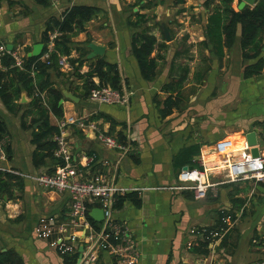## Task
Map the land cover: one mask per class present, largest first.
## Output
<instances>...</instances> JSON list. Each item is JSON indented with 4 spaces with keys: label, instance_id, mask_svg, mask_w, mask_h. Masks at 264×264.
Listing matches in <instances>:
<instances>
[{
    "label": "crops",
    "instance_id": "obj_1",
    "mask_svg": "<svg viewBox=\"0 0 264 264\" xmlns=\"http://www.w3.org/2000/svg\"><path fill=\"white\" fill-rule=\"evenodd\" d=\"M158 1L154 19H168L170 26L164 20L160 25L166 24L171 34L170 41L164 40L167 49L161 52L165 60L153 81L143 80L131 53L135 30L126 22L128 0H51L47 6L34 0H0V41L26 55L34 44L42 43L50 16L59 18L73 5L99 8L98 14L85 23V30L72 38L74 48H88L80 72H86L97 57L116 63L122 86L133 93L129 106L98 104L80 97V80L72 76L69 64L59 66L62 75L51 71V80L63 92L64 119L91 120L115 136L122 132L138 150L121 157L101 145L92 132L72 125L68 142L77 160L86 164L82 161L85 156L95 157V163L79 166V176L88 178L99 170L109 171L114 182L139 194V207L126 201L114 213L131 229L140 253L136 264H251L261 257L264 248V182H232L226 180V175L228 163L248 156L244 135L250 131L256 133L259 155L264 157V70L252 77L243 76L244 68L254 60L242 58L240 27L233 46L220 60L198 45L205 38L207 15L219 0H171L169 6ZM239 1L233 0V6ZM154 9H143L141 13L150 16ZM89 43L103 46V54L88 57ZM157 53L156 50L152 55ZM78 54L73 50L71 56ZM262 54L263 50L261 58ZM184 67L188 73L179 89L186 99L180 109L161 118L153 97L163 100L168 93L162 91V86L177 78ZM199 74L203 75L200 79ZM65 91L74 98L66 96ZM24 98L21 103L27 104L25 94ZM23 109L11 114L0 100V116L5 121L11 149V157L6 155L1 165L22 178V188L14 184L10 199L5 194L0 197V253L13 249L26 264H63L61 255L46 240L35 237L34 229L41 217L64 213L68 196L44 190L31 178L45 173L52 164L48 161L47 166L33 165L32 129L22 127ZM102 115L115 124L112 126ZM50 120L56 125L53 115ZM223 142L229 145L220 150L218 146ZM192 146L198 149L193 156L195 163L176 167L178 155ZM194 165L209 168L216 194L210 191L205 198L196 200L189 190L151 189L177 183L178 172ZM220 213L231 216L220 223ZM218 224L220 228L206 230ZM206 233L210 241L202 246L201 242L208 238ZM97 264H112V259L101 254Z\"/></svg>",
    "mask_w": 264,
    "mask_h": 264
},
{
    "label": "trees",
    "instance_id": "obj_2",
    "mask_svg": "<svg viewBox=\"0 0 264 264\" xmlns=\"http://www.w3.org/2000/svg\"><path fill=\"white\" fill-rule=\"evenodd\" d=\"M38 5L47 6L51 0H34ZM158 0H135L126 3L128 27L135 31L131 36V53L134 56L140 74L145 81H153L158 74L160 64L165 60L162 53L167 49L161 32L160 40L148 28L149 16L141 13L143 9H151L158 5ZM209 6V1L205 2ZM136 8V11H133ZM99 8L87 5H73L67 8L61 17L50 16L45 22L41 41L43 51L40 56L27 57L24 55L21 67L13 64L10 54H5L0 63V100L6 110L11 114H18L21 109L22 127L32 129L31 143L35 146L32 153V163L35 167L47 166L48 161L52 164L46 173H52L62 162L54 157L55 142L54 135L58 132L57 126L51 123L50 116L53 115L57 120L63 118L62 105L59 100L63 97V92L51 80V71L62 75L58 65L61 56L67 58V62L72 69V76L80 80V97H88L90 90L95 86L108 85L112 88L122 87V78L116 63L107 62L103 57H97L89 64L86 72L81 73L80 69L86 60L88 53L87 47H73L72 38L85 30V23L95 17ZM240 27V45L242 58L254 60V63L244 68L245 78L258 75L262 72V58L260 57L264 46V0H257L253 6H245L237 9L233 6V0H219L213 6L212 11L207 15L204 28L205 38L198 43L201 48H208L209 51L218 59H222L234 44L237 30ZM59 34L53 39L52 47L48 48L49 35L53 32ZM169 34L170 31H169ZM76 50L79 54L72 57L71 53ZM157 54L152 55L154 51ZM162 51V52H161ZM45 53L48 58L41 59ZM208 68L205 70L207 71ZM188 73L187 68H182V72L177 78L162 86V91L168 93L167 96L159 101L153 97L161 118L171 114L173 110L180 109L184 102V95L180 91L182 82ZM198 75V79L202 78ZM97 79V83L94 79ZM25 94L29 99L27 104L21 103V96ZM100 117L94 116L93 118ZM105 120L115 124L109 117L102 115ZM27 118H29L27 120ZM91 121V120H90ZM34 125H37L34 128ZM110 133V132H109ZM111 134V133H110ZM7 136L5 121L0 116V139ZM117 138L125 142V136L119 132ZM5 151L8 158L11 157L10 145L6 143ZM198 153L195 146L185 148L176 158V167L184 164H194L193 156ZM91 155V154H89ZM136 160V159H135ZM195 166V165H194ZM16 184L18 189L22 187V178L14 172L0 171V197L4 194L10 199L13 196L12 187ZM128 201L134 206L139 207L141 199L137 192H128L115 196L113 208L119 210ZM231 216V215H227ZM225 214L220 213L219 222ZM92 224H97L89 215ZM220 228L218 224L212 230ZM209 233V232H208ZM206 233V237H208ZM210 237L201 242L206 246ZM63 264H75L76 255H61ZM0 264H26L22 257L13 249H8L0 253Z\"/></svg>",
    "mask_w": 264,
    "mask_h": 264
},
{
    "label": "built area",
    "instance_id": "obj_3",
    "mask_svg": "<svg viewBox=\"0 0 264 264\" xmlns=\"http://www.w3.org/2000/svg\"><path fill=\"white\" fill-rule=\"evenodd\" d=\"M53 32L49 35V42L58 35ZM5 54H10L13 64L21 67L24 55L18 50H8L7 44L0 41V63ZM48 58L45 53L42 60ZM262 70H264V51L262 54ZM58 65L68 67L67 58L61 56ZM97 83V82H96ZM131 90L122 86L120 89L108 85L93 87L88 95L89 100L98 104H107L127 108L132 97ZM76 125L81 129L92 132L93 137L104 147L118 152L121 157L137 153V146L130 140L120 141L117 136L108 133L94 121L85 122L80 119L57 120L58 132L53 140L56 144L54 157L62 162L52 173H40L31 177L42 189L54 191L58 194L66 193L68 196L67 210L64 213L44 216L38 220L34 229L35 237L46 240L59 255H76L75 264H97L101 254H106L112 259V264H136L139 260V250L129 225L118 220L113 208L115 196L134 189L125 188L114 182V177L109 171H98L91 177L79 176V166L95 163L93 155L85 156L81 164L74 155L73 148L68 142L70 126ZM6 137L0 139V171L14 172L1 165L6 158ZM228 142L219 144L222 150ZM226 180H253L264 182V157H251L250 154L240 162L227 164ZM216 184L210 179L209 168L192 166L190 169H181L177 174V183L167 186H156L151 189L182 191L189 190L196 200L205 198L210 191L213 195ZM93 208L102 210L103 218L92 224L89 212ZM226 219L228 218L225 217ZM224 218V220H225ZM217 235V233H215ZM82 250L79 251V247ZM260 258L251 264H264V248ZM204 264V263H194Z\"/></svg>",
    "mask_w": 264,
    "mask_h": 264
},
{
    "label": "water",
    "instance_id": "obj_4",
    "mask_svg": "<svg viewBox=\"0 0 264 264\" xmlns=\"http://www.w3.org/2000/svg\"><path fill=\"white\" fill-rule=\"evenodd\" d=\"M257 0H240L239 3L237 4V9H242L243 7H245L246 5L248 6H253L255 4ZM162 32L164 34L165 40L166 41H170V36H169V32L168 29L166 28L165 24H162L161 26ZM43 43H36L32 46V49L26 53L27 57H37L40 56L42 54L43 51ZM12 44H7V49L8 50H12ZM89 49L91 50V52L89 53L88 57H94L95 55H102L104 52V47L98 44H94V43H89L88 44ZM264 51V46L263 49ZM64 94L66 96H68L69 98H74V96L68 92H64ZM25 98H24V94H22L21 96V102H24ZM62 103V99L59 100V104ZM37 125H34V128ZM244 139H245V146L248 147L249 150V154L251 157H258L259 155V148H258V144H257V138H256V133L254 131H250L248 133H246L244 135ZM77 153V152H75ZM190 169L191 167H185L183 169ZM89 215L92 219H94L95 221H100L103 218V214H102V210L100 208H93L90 212ZM82 246L79 247V251L82 250Z\"/></svg>",
    "mask_w": 264,
    "mask_h": 264
},
{
    "label": "rangeland",
    "instance_id": "obj_5",
    "mask_svg": "<svg viewBox=\"0 0 264 264\" xmlns=\"http://www.w3.org/2000/svg\"><path fill=\"white\" fill-rule=\"evenodd\" d=\"M128 1L129 2H134L135 0H128ZM163 2L169 6L171 0H163ZM153 9H154V7H153ZM155 10H156V8L153 11H151V14L149 16L150 17L149 18L150 20L147 23H149L148 28L153 33H155L158 36V38H160L161 37V32H162L160 22H162V20H164V21H166V23L168 24V26H170V23H169L168 19H160L159 21H156L154 18H155V16H157V14H154L153 13Z\"/></svg>",
    "mask_w": 264,
    "mask_h": 264
},
{
    "label": "bare ground",
    "instance_id": "obj_6",
    "mask_svg": "<svg viewBox=\"0 0 264 264\" xmlns=\"http://www.w3.org/2000/svg\"><path fill=\"white\" fill-rule=\"evenodd\" d=\"M228 145H229V143H228Z\"/></svg>",
    "mask_w": 264,
    "mask_h": 264
}]
</instances>
